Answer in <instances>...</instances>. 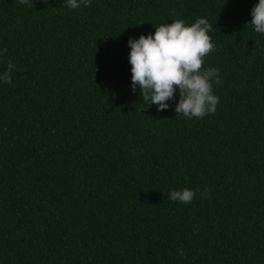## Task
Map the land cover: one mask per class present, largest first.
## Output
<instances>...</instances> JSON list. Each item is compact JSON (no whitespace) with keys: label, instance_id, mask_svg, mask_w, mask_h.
Wrapping results in <instances>:
<instances>
[{"label":"trees","instance_id":"16d2710c","mask_svg":"<svg viewBox=\"0 0 264 264\" xmlns=\"http://www.w3.org/2000/svg\"><path fill=\"white\" fill-rule=\"evenodd\" d=\"M30 2L0 0V264H264L258 0ZM198 18L216 112L178 115V90L143 109L129 37ZM183 188L191 203L169 199Z\"/></svg>","mask_w":264,"mask_h":264},{"label":"clouds","instance_id":"9594fccd","mask_svg":"<svg viewBox=\"0 0 264 264\" xmlns=\"http://www.w3.org/2000/svg\"><path fill=\"white\" fill-rule=\"evenodd\" d=\"M20 4L32 8L30 0H19ZM47 3V0H43ZM91 0H67V7L87 8ZM252 17L245 25L251 26L256 33L264 34V0H258L250 12ZM154 34L141 35L138 39L129 37L128 60L131 65V90L139 89L145 106H157V111L167 110V101L179 91V100L174 111L187 119L203 118L214 114L219 97L213 93V84L222 83L219 70L204 68L205 57L215 51L216 45L208 33L212 30L207 19L198 18L190 25L177 19L154 27ZM7 49L0 51V55ZM15 65L9 61L0 80L11 84V73ZM207 190L201 195H206ZM169 199L182 204L191 203L196 193L188 188L173 190ZM180 255L183 252L180 251Z\"/></svg>","mask_w":264,"mask_h":264}]
</instances>
